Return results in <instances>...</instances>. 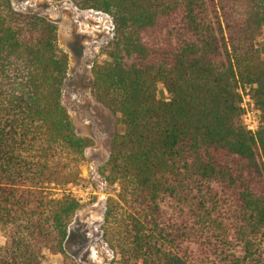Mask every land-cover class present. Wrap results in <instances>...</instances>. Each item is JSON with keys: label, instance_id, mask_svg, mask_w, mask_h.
Masks as SVG:
<instances>
[{"label": "trees", "instance_id": "1", "mask_svg": "<svg viewBox=\"0 0 264 264\" xmlns=\"http://www.w3.org/2000/svg\"><path fill=\"white\" fill-rule=\"evenodd\" d=\"M69 1L114 23L92 71L123 127L102 225L117 263L264 264V0ZM57 32L0 0V264H79L65 242L81 203L53 189L80 181L90 140L62 101Z\"/></svg>", "mask_w": 264, "mask_h": 264}, {"label": "rangeland", "instance_id": "2", "mask_svg": "<svg viewBox=\"0 0 264 264\" xmlns=\"http://www.w3.org/2000/svg\"><path fill=\"white\" fill-rule=\"evenodd\" d=\"M12 2L19 11L38 13L57 22L58 45L69 58L62 101L77 135L90 140L80 181L53 189L54 196L72 193L81 203L70 220L65 248L79 264H118V257L104 240L102 225L107 196L113 192L106 181L105 166L112 141L123 127L120 116L96 99L92 71L95 63L105 59L103 49L114 36L113 19L102 11L79 9L69 0ZM260 44L264 51V38ZM158 95L169 98L163 85L158 86ZM2 235L0 230V245L4 243ZM45 264H63L62 257L52 255Z\"/></svg>", "mask_w": 264, "mask_h": 264}, {"label": "built area", "instance_id": "3", "mask_svg": "<svg viewBox=\"0 0 264 264\" xmlns=\"http://www.w3.org/2000/svg\"><path fill=\"white\" fill-rule=\"evenodd\" d=\"M242 106L245 109V114H244V121L245 125L247 126L248 129L252 131H256L258 124H259V119L258 114L255 110L254 103L250 97L249 94H246V96L243 95V103Z\"/></svg>", "mask_w": 264, "mask_h": 264}]
</instances>
